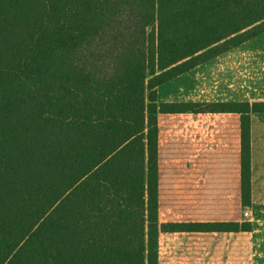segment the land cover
Instances as JSON below:
<instances>
[{
  "label": "trees",
  "instance_id": "trees-1",
  "mask_svg": "<svg viewBox=\"0 0 264 264\" xmlns=\"http://www.w3.org/2000/svg\"><path fill=\"white\" fill-rule=\"evenodd\" d=\"M264 32V0H0V264H159L158 114L264 104L159 103L157 88Z\"/></svg>",
  "mask_w": 264,
  "mask_h": 264
},
{
  "label": "crops",
  "instance_id": "crops-1",
  "mask_svg": "<svg viewBox=\"0 0 264 264\" xmlns=\"http://www.w3.org/2000/svg\"><path fill=\"white\" fill-rule=\"evenodd\" d=\"M159 103L264 104V32L162 83ZM251 118V217L243 219L242 115L158 114V218L162 224L233 222L252 231H168L159 264H264V111Z\"/></svg>",
  "mask_w": 264,
  "mask_h": 264
},
{
  "label": "rangeland",
  "instance_id": "rangeland-1",
  "mask_svg": "<svg viewBox=\"0 0 264 264\" xmlns=\"http://www.w3.org/2000/svg\"><path fill=\"white\" fill-rule=\"evenodd\" d=\"M263 33V32H262ZM261 34V33H260ZM257 35H259V34H257ZM257 35H255V36H257ZM255 36H253V37H255ZM253 37L252 38H250V39H248V40H252L253 39ZM249 103H251V102H249ZM254 112H258V111H254ZM254 112H252V113H254ZM240 113V112H239ZM251 113V114H252ZM242 115V114H241ZM250 124H251V120H250ZM242 153V152H241ZM241 160H242V156H241ZM241 168H242V163H241ZM251 171H252V169H251ZM251 184H252V181H251ZM251 203H252V199H251ZM244 205V211H243V213H242V216H243V219H245V222L247 221V219L248 218H250L251 217V213H250V210L247 208L248 206H251V204L250 205H248V204H243ZM247 225H250V224H247ZM251 226V225H250ZM252 227V226H251ZM253 228V227H252ZM252 228L250 229V230H248V231H252ZM240 230V229H239ZM238 230V231H239ZM233 231V230H232ZM237 231V230H236ZM213 232H220V231H213Z\"/></svg>",
  "mask_w": 264,
  "mask_h": 264
}]
</instances>
